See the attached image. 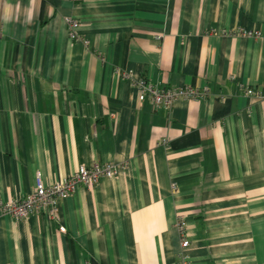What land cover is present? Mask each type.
<instances>
[{
    "label": "crops",
    "instance_id": "crops-1",
    "mask_svg": "<svg viewBox=\"0 0 264 264\" xmlns=\"http://www.w3.org/2000/svg\"><path fill=\"white\" fill-rule=\"evenodd\" d=\"M105 162L54 219L0 211V264H178L181 216L191 264H264V0H0V199Z\"/></svg>",
    "mask_w": 264,
    "mask_h": 264
},
{
    "label": "built area",
    "instance_id": "built-area-1",
    "mask_svg": "<svg viewBox=\"0 0 264 264\" xmlns=\"http://www.w3.org/2000/svg\"><path fill=\"white\" fill-rule=\"evenodd\" d=\"M69 35L73 40H80L77 33L78 22L75 19H67ZM231 33L248 37H260V31L256 29L237 28ZM133 86L137 90L139 101L149 99L155 108H169L177 99H199L208 94L207 86H172L155 83L145 77L132 79ZM246 95H257V92L244 85H239ZM163 142H166L164 139ZM118 167L113 162L94 163L91 166L80 165L69 176L52 183H44L39 172L35 175L34 189L19 197L6 201L0 199V211L10 215L14 219H24L31 214L46 212L49 217L58 216L60 201L72 195L79 186L92 185L101 178H113ZM176 228L180 235V250L178 253V264H191L188 249L190 241L187 232V224L181 216L177 219Z\"/></svg>",
    "mask_w": 264,
    "mask_h": 264
}]
</instances>
